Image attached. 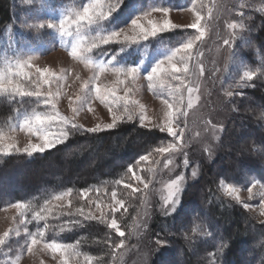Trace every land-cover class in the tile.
Segmentation results:
<instances>
[{
	"label": "rangeland",
	"instance_id": "obj_1",
	"mask_svg": "<svg viewBox=\"0 0 264 264\" xmlns=\"http://www.w3.org/2000/svg\"><path fill=\"white\" fill-rule=\"evenodd\" d=\"M14 1L20 12V24L13 23L3 30L0 29V75L20 83L25 90L39 89L42 96L39 99L35 96H21L11 90L0 93V98L31 99L38 105L35 110L20 112L14 118L0 123V136L3 137L0 144L16 146L8 154L0 152V156L25 153L32 157L35 153H40L32 152L30 149L28 152L24 151L29 144L42 143L39 134L30 132L24 121L37 112L52 111L49 105L43 103V98L49 90L58 93L55 101L56 110L69 121L67 125L59 123L51 125L48 131L52 139H56L62 129L70 134L74 130L71 127L72 122L85 131L97 127V131L108 130L106 125L113 123L114 116L121 117L116 121L115 126L124 122L136 121L142 127L160 131V127L165 125V114L169 111L164 101L168 100L174 105L171 109L174 114L173 128L178 136L174 138L164 131L169 135L170 140L159 146L167 147L173 144L175 145L174 150L158 153L159 147L154 149L147 155L148 160L139 159L136 165L131 167L132 171L129 172L127 181L119 184L120 188H126L139 197L137 199L140 201L139 208L131 223L125 227L122 224L124 218L120 213L125 206L124 202L123 207L115 205L113 192L116 193L115 199L121 200L116 191H112L101 200L92 198L90 209L86 211V214L94 217L95 220L104 221L109 226L112 219H115L118 230L124 232L125 235L121 237L119 231L112 228L120 241L116 246L113 264H154L155 255L163 244L151 239L150 231L153 222L157 219L168 218L177 212L185 188L198 180L202 167L214 165L213 163L220 157L222 150L227 155L233 153V157L226 158L223 162L218 160L212 168L215 173L225 171L223 168L229 167L230 164L234 167L239 166L240 157L248 153L247 148L252 143L254 129L249 130L244 120L239 119L241 121L237 120L231 125L229 141L225 142L226 144L221 145L220 142L232 117L238 115L230 104L234 95L246 88L244 81L241 80L243 72L253 71L255 75L258 73V70L251 69L246 64L243 45L247 41L249 24L255 21L253 12L264 15V11L261 10L264 8V0H177L178 7L166 8L169 10L167 15L162 11H152L154 8L138 15L133 13V17L124 23V26L115 29L112 26L109 27L108 24L112 14L118 11L117 7L107 19L82 28L78 34L73 28V35H63L56 28L47 26L39 28L35 25L47 21L58 24L64 16L82 9L90 1L86 3L80 1L79 6H76V3H66L57 8L53 7L50 0ZM146 13L149 15L144 17ZM197 14L201 17L199 31L188 27L195 21ZM140 16L142 17L141 22L146 27H150L149 20L161 26L167 20L175 27L158 31L155 36H149L146 40L110 43L93 48L86 54V58L92 61L88 65L84 60L73 58L70 55L71 46L78 35L87 37L85 41L87 44L91 38L98 35L129 28L132 20ZM233 24L236 27H229ZM241 24L243 27H240ZM201 31L203 32L201 39L195 41L190 50L187 71L162 75L155 81L154 86L149 88L150 81L147 76L151 74L152 68L160 61H164L163 67L168 68L169 62L166 57L176 49H181L182 53V45L200 35ZM25 32L31 38L25 35ZM170 32L173 34L171 39L174 42L161 38L163 34ZM177 32H183L184 35H176ZM129 34L135 33L130 32ZM225 40L229 43L225 44ZM111 47L113 53L93 58L95 51ZM181 53H177L173 62L183 69L184 65L179 62ZM109 60H111V65H108ZM100 64L106 65L108 70L100 73L98 69ZM20 65H24L27 76L15 75ZM113 68L122 70L135 68L139 74H135V79H133L125 73L112 71ZM37 69L41 71L37 72ZM44 69L55 74V79L50 78L49 84L43 83ZM96 76L99 79H94ZM173 77H179V79ZM161 80L163 83L160 82ZM118 81H123V83H118ZM250 81H247V85ZM96 84L102 90L115 89L117 95H127L130 102L129 113H124L123 101L114 105L112 111H109L108 105L101 103L95 97L94 86ZM177 87L180 88V92L175 96L170 95ZM228 92L232 95H227ZM78 96L88 99L77 101ZM132 101L136 103L132 104ZM73 108L78 109L77 113L72 112ZM129 114L132 116L131 120L128 119ZM141 114L145 117L143 124L140 121ZM67 138L58 140L54 146L46 150L65 142ZM236 148L239 149L236 151ZM180 177H183L180 180V201L175 210L171 211L170 205H165L164 201L169 194L172 182ZM229 187L235 189L232 195H229L227 191ZM220 190L226 197L241 204L258 221L264 222V214H262L264 213V208H262L264 183L253 182L248 187H240L221 182ZM86 194H83L84 197L87 196ZM59 197L61 198H55L50 202L49 209L65 210L70 205L68 192ZM17 204L21 203L0 209V236H3L5 232L9 233L4 243L0 245V251L4 253V256L0 257V264H62L66 258L68 264H81L73 255L65 257L60 251L52 252L46 249L44 244L52 242L39 237L40 242L31 245L32 250L29 252L31 235L36 234L30 233L27 228L26 207L17 208ZM113 206L119 210L113 211ZM165 209L168 212L167 215H165ZM117 214H120L118 218H116ZM179 252H176L174 261L171 259V263L165 259L157 260V263L180 264ZM88 261L85 260L86 263ZM87 264H91L90 261Z\"/></svg>",
	"mask_w": 264,
	"mask_h": 264
},
{
	"label": "trees",
	"instance_id": "obj_2",
	"mask_svg": "<svg viewBox=\"0 0 264 264\" xmlns=\"http://www.w3.org/2000/svg\"><path fill=\"white\" fill-rule=\"evenodd\" d=\"M80 1L90 0H50L54 8L66 3L79 6ZM178 4L177 0H121L108 26L119 29L133 13L138 15L148 9L178 7ZM252 15L255 21L249 24L243 47L246 64L258 73L248 83L250 86L232 98L230 106L238 115L232 117L220 142L226 144L231 125L244 120L249 130L254 129L252 143L247 148L248 153L240 157L239 166L230 164L223 168L226 172L215 173L212 168L218 160L223 162L233 157V153L227 155L222 150L214 165L202 167L198 180L185 188L177 212L153 222L151 239L163 244L155 255L154 264L163 259L171 263L177 251H180V264H264V222L220 190L221 182L240 187H248L253 182L264 183V15L255 12ZM19 16L14 0H0V29L20 24ZM172 35L166 33L161 38L172 40ZM108 53H113L112 47L95 51L93 58ZM37 108L31 99L1 97L0 123ZM169 140L167 133L133 121L96 132L74 129L65 142L32 157L25 153L0 156V209L24 204L30 233L43 231L45 241L72 246L77 253L73 256L81 264L89 261L113 264L119 237L108 223L87 218L90 202L92 198L101 200L116 191L125 206L120 213L124 218L122 224L124 227L130 224L139 208V197L120 188L119 184L127 181L128 169L135 166L141 156ZM66 192L70 194V205L65 210L49 209L50 202ZM36 212L46 218L35 219ZM0 253V257L4 256Z\"/></svg>",
	"mask_w": 264,
	"mask_h": 264
},
{
	"label": "snow or ice",
	"instance_id": "obj_3",
	"mask_svg": "<svg viewBox=\"0 0 264 264\" xmlns=\"http://www.w3.org/2000/svg\"><path fill=\"white\" fill-rule=\"evenodd\" d=\"M121 0H90L89 3H86L82 9L74 11L72 14L64 16L63 19L59 21L58 24H53L51 22H44L40 23L38 25H35L39 28H44L47 26L48 28H56L61 34L63 35H73L72 29H75V33H79L82 28H85L87 26L93 25L101 20L107 19L108 16L111 15L113 11L116 10V8L119 6V3ZM243 7V5H241ZM264 11V8L261 9ZM152 11H162L165 15L168 13V9L161 8V9H152ZM149 13H146L143 15L144 17H147ZM142 17H137L136 19H133L131 22V26L126 29H121L119 31L110 32L108 34L104 35H98L96 37H93L90 39V41L85 44V41L87 37L77 36L76 41L71 46L70 55L73 58H78L84 60L85 64H91L92 61L88 60L86 58V54L91 52L93 48H98L100 45H108L110 43H123V42H136L139 39L146 40L149 38V36H155L158 31H164L165 29H168L170 27H175V25L170 24L169 21H165L164 24L158 25L156 22L149 20L148 24L150 27H146L142 22ZM189 28L199 31L201 29V17L199 14H197L196 19L193 23L188 25ZM229 27H236V25H229ZM240 27H243V24L240 25ZM130 32L135 34H129ZM203 35V32L201 31L200 35H197L193 37V39L188 40L186 43L182 45L183 52L181 53V49H176L171 55L167 56L166 59L169 62V67L164 68L163 63L164 61H160L157 63L151 70V74L147 76V79L150 81L149 88H152L154 86L155 81L160 78L162 75H167L171 73H177L180 71H187V59L190 54V50L193 48L194 42L201 39V36ZM225 44H228L229 41L225 40ZM177 53H181L179 56V62L184 65V68L181 69L177 66V63L173 62V58L177 55ZM108 65H111V60L108 61ZM98 69L100 73H103L104 71L108 70L107 66L104 64L98 65ZM40 69H37V72H40ZM112 71L116 73H125L128 76H132L133 79H135V74H139L137 69L135 68H129L127 70H122L119 68H113ZM17 76H27L28 74L24 71V65H20L18 71L15 73ZM42 75L45 76L43 83L49 84L50 78L55 79V74L51 73L50 70L44 69ZM264 75V73H262ZM255 76V73L253 71H244L243 76L241 77V80L244 81V86H250L247 85V81L252 80ZM175 79H179V77H173ZM94 79H99L98 76H96ZM163 83V80L160 81ZM118 83H123V81H118ZM87 86V85H85ZM11 90L13 93L19 94L21 96H35L38 99L41 98L42 93L37 89L36 91H29L25 90L22 85L18 82H14L11 78H7L4 75H0V93H4ZM94 92L96 99H99L101 103H104L108 105L109 111H112V108L114 105H118L121 101H123L124 105V113H129V100L127 99V95L125 96H119L117 95V92L115 89L111 90H102L101 87L96 84L94 86ZM180 92V88L177 87L173 90V92L170 93V95L175 96ZM189 92H191V89H189ZM58 93H54L51 90L48 91L47 95L43 98V103L45 105H49L52 109L50 112H37L31 117L27 118L24 121V124L27 126L28 130L30 132H33L34 134H39L40 139L42 140V143L40 144H29L27 148L24 149L25 152H28L29 149L32 152H43L47 148L54 146L55 143L58 142V140L66 139L68 136V131L61 130L59 136L56 139L50 138L49 128L53 123H59L61 125H67L69 123L68 118L61 116L59 111L56 110V97ZM227 95L231 96L232 93L228 92ZM71 99V98H70ZM87 97H80L78 96L76 98L77 101H86ZM182 99V97H181ZM132 104H135V101L131 102ZM164 104L169 109L168 112H166V120L165 125L163 127H160V131L164 132L167 131L172 137H177L178 133L173 128V117L174 114L171 111L173 109L174 105L170 103L168 100L164 101ZM81 106H83L81 104ZM189 106H191L189 104ZM142 107V106H141ZM78 109L73 108L72 112L75 114L77 113ZM121 119L120 116H114L113 123L106 125L107 129H112L115 127L116 121ZM128 119L131 120L132 116L129 114ZM145 117L143 114L140 116V121L143 124ZM71 127L73 129L79 130L80 126L76 125L74 122L71 123ZM98 130L97 128H90L87 131L89 132H96ZM3 137L0 136V140H2ZM16 148L15 145L8 144H0V152H4L5 154L10 153V151ZM175 145L169 144L167 147H159L157 149L158 153H165L169 152L170 150H174ZM19 150V149H17ZM140 160L146 161L148 160V156L144 155L140 157ZM129 172L132 171L131 168L128 169ZM195 175V173H193ZM137 179H140L139 177H136ZM183 177L178 178L176 181L172 182V185L169 188V194L165 198V205H170L171 211H174L176 206L179 204L180 201V180H182ZM147 186V185H145ZM229 195H232L235 191V189L229 187L227 189ZM249 192H251V189H249ZM112 197L115 200V205L123 207V201L116 198V193H112ZM57 199H60L61 197H56ZM238 199V197H237ZM113 206V211H118L119 209ZM247 207V205H245ZM17 208H25L27 207L24 204H17ZM262 208H264V205H262ZM45 212L48 211V209H44ZM84 213L81 212V215ZM168 212L165 209V215H167ZM264 214V213H262ZM36 219L43 220L46 217L42 215L40 212L35 213ZM88 219H94L92 216H88ZM110 227L113 229L118 230L117 221L115 219H112ZM119 231V230H118ZM19 233H17L18 235ZM9 235L8 232H5L3 236H0V245L4 243L5 237ZM119 235L123 237L125 234L122 231H119ZM44 237V232L39 231L36 235H31L30 244L28 247V251L31 252L32 248L31 245H36L40 242V239ZM157 243H161L160 241H157ZM44 247L46 249H50L52 252L60 251L62 256L70 257L72 255H76L74 249L72 246L68 245H62L56 242L52 243H45ZM62 264H68V259H64L62 261Z\"/></svg>",
	"mask_w": 264,
	"mask_h": 264
}]
</instances>
